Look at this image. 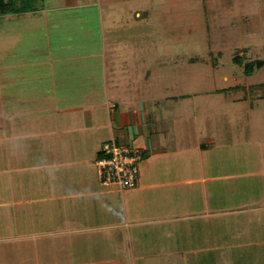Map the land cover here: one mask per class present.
<instances>
[{
	"label": "rangeland",
	"instance_id": "rangeland-1",
	"mask_svg": "<svg viewBox=\"0 0 264 264\" xmlns=\"http://www.w3.org/2000/svg\"><path fill=\"white\" fill-rule=\"evenodd\" d=\"M111 1L102 2L107 43L135 49L111 55L140 61L161 98H176L168 107L183 110L175 124L189 154L144 159L138 186L123 190L101 185L94 155L85 167L90 186L72 183L81 149L61 142L76 145L81 133L45 135L32 113L18 146L4 100L18 93L0 67V264H264V0H119L106 8ZM256 61L263 67L247 75ZM41 102L49 110L50 100Z\"/></svg>",
	"mask_w": 264,
	"mask_h": 264
},
{
	"label": "crops",
	"instance_id": "crops-1",
	"mask_svg": "<svg viewBox=\"0 0 264 264\" xmlns=\"http://www.w3.org/2000/svg\"><path fill=\"white\" fill-rule=\"evenodd\" d=\"M102 2L36 0L31 11L5 14L0 10V27H5L0 35L7 33L4 39L7 54L0 49V67L7 68L8 87L18 93L11 95L8 91L4 98L10 125L15 127V140L19 141L18 146L22 144L25 129L33 124L32 113L42 116L34 118L33 127L41 125L45 135L62 137L67 133H81L76 145L69 141L61 143L73 148L78 145L81 149L72 158L73 164L81 169L80 174L75 177L70 172L69 176L72 183L86 186H90L91 181L85 167L92 156L98 158L107 142L140 148L145 151L147 161L161 154H189V149L178 139L183 137L181 126L175 124L179 122L177 117L183 116V110L177 114L168 107V102L176 98H161L158 80L149 83L152 74L142 73L145 65L140 61L132 65L119 60L123 57L117 59V54L111 55L110 50L120 46L125 54L135 49L133 45L129 49L127 41L118 43L116 39L114 42L113 37L110 38L113 42L107 43L105 28L109 22L105 21ZM118 4L119 0L111 1L105 7L109 5L113 9ZM142 17L141 12L135 11L134 18ZM108 34L114 31L108 30ZM30 39H34V44ZM89 40L92 45L85 49L86 54L77 51L70 55L79 46L88 45ZM16 71L18 77L14 75ZM49 80L52 82L50 91ZM141 81L146 84L141 85ZM45 99L50 100L49 110L42 108L41 101ZM12 100L22 107L12 104ZM20 118H23L24 128L20 127ZM179 159L185 161L186 158L179 156Z\"/></svg>",
	"mask_w": 264,
	"mask_h": 264
},
{
	"label": "built area",
	"instance_id": "built-area-1",
	"mask_svg": "<svg viewBox=\"0 0 264 264\" xmlns=\"http://www.w3.org/2000/svg\"><path fill=\"white\" fill-rule=\"evenodd\" d=\"M144 157L145 151L140 148L119 146L114 141L105 143L96 161L101 185L122 190L136 188Z\"/></svg>",
	"mask_w": 264,
	"mask_h": 264
},
{
	"label": "trees",
	"instance_id": "trees-1",
	"mask_svg": "<svg viewBox=\"0 0 264 264\" xmlns=\"http://www.w3.org/2000/svg\"><path fill=\"white\" fill-rule=\"evenodd\" d=\"M36 0H7V2H3L0 0V10L5 14H14V13H21L31 11L34 7ZM263 67V63L261 61H256L254 63H250L245 65V73L247 75H251L255 69ZM101 156V152L98 157Z\"/></svg>",
	"mask_w": 264,
	"mask_h": 264
}]
</instances>
